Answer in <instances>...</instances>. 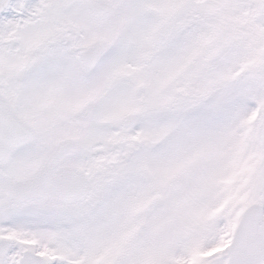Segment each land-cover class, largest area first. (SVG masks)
<instances>
[{"label":"snow or ice","instance_id":"6c2138e0","mask_svg":"<svg viewBox=\"0 0 264 264\" xmlns=\"http://www.w3.org/2000/svg\"><path fill=\"white\" fill-rule=\"evenodd\" d=\"M0 264H264V0H0Z\"/></svg>","mask_w":264,"mask_h":264}]
</instances>
